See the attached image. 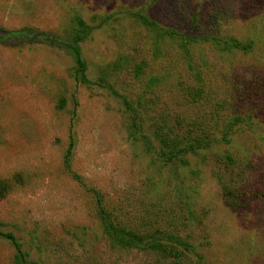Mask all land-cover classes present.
<instances>
[{"label": "rangeland", "instance_id": "374dc122", "mask_svg": "<svg viewBox=\"0 0 264 264\" xmlns=\"http://www.w3.org/2000/svg\"><path fill=\"white\" fill-rule=\"evenodd\" d=\"M0 189L27 264H264V0H0Z\"/></svg>", "mask_w": 264, "mask_h": 264}, {"label": "trees", "instance_id": "16d2710c", "mask_svg": "<svg viewBox=\"0 0 264 264\" xmlns=\"http://www.w3.org/2000/svg\"><path fill=\"white\" fill-rule=\"evenodd\" d=\"M83 67H84V64L82 62H80V69H83ZM72 147H73V141L71 140L69 142V145H68V147L66 149V153L64 155V160H65L66 165H69V157H70L71 152H72ZM0 191H1V189H0ZM94 194H95V197L97 198V201L99 203H101V198H100L99 194L96 193V192ZM108 230L110 231V235L112 237H114L118 241H123V244L124 243H129L131 241L129 238L123 239V236H122L123 233L121 232V230L118 229V228H115V226L113 224H111V223L108 224ZM0 235L5 236V237H7L8 239L11 240V242L15 245V247H16V249H17V251H18V253H19L20 257H21V260L24 262V264H27V262L25 260L24 253L21 251L20 246L17 243V241H16L15 237L13 236V234H11L9 232H3V231L0 230Z\"/></svg>", "mask_w": 264, "mask_h": 264}]
</instances>
